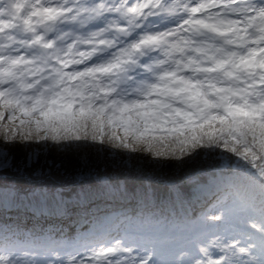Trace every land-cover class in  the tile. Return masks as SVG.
<instances>
[{"label": "snow or ice", "instance_id": "6c2138e0", "mask_svg": "<svg viewBox=\"0 0 264 264\" xmlns=\"http://www.w3.org/2000/svg\"><path fill=\"white\" fill-rule=\"evenodd\" d=\"M88 141L158 166H206L208 177L191 194L168 186L179 217H96L75 238L9 221L11 209L84 220L109 197L151 203L150 185L137 192L87 169L66 191L45 179L62 163L15 154ZM9 171L28 186H0V264H264V0H0V173Z\"/></svg>", "mask_w": 264, "mask_h": 264}, {"label": "trees", "instance_id": "16d2710c", "mask_svg": "<svg viewBox=\"0 0 264 264\" xmlns=\"http://www.w3.org/2000/svg\"><path fill=\"white\" fill-rule=\"evenodd\" d=\"M43 143V142H41ZM45 148L41 145L39 161L42 164L45 159L62 163V166L52 168L50 171L45 167V179L48 183L63 187L66 191L72 190L77 186L76 177L81 170H90L93 173L99 172L101 175H110L126 181L130 189L137 192L144 185H150V191L155 192L156 196L152 198L150 204L145 206L139 199L129 198H107L98 200L92 205L90 213L84 220H81L79 213H73L72 217L52 215L45 212L33 215L31 211L17 213L11 209L8 213L9 221L18 223L24 231H35L38 234L51 228H62L65 238L78 237L80 233H87L96 217H118L122 214L135 215L144 211H163L168 214L174 212L179 217L184 208L179 204H173L167 197V189L171 183H178L183 191L191 194L193 192V181L200 179L206 180L208 172L206 166L195 165L188 168H179L174 166H158L154 163L155 158L146 152L130 153L123 149H117L109 144H99L88 141L84 147L74 149L66 153H60L58 146L51 144ZM35 144V143H34ZM21 144L15 149L17 157L22 158L26 152L32 150ZM175 164V161L170 162ZM39 181H32L38 183ZM23 184L25 187L28 183L22 181L13 172L0 173V186L2 185ZM195 201V197H191ZM193 211H199V205L194 204L189 208V214ZM114 212V213H113Z\"/></svg>", "mask_w": 264, "mask_h": 264}, {"label": "rangeland", "instance_id": "374dc122", "mask_svg": "<svg viewBox=\"0 0 264 264\" xmlns=\"http://www.w3.org/2000/svg\"><path fill=\"white\" fill-rule=\"evenodd\" d=\"M7 118V117H6ZM43 143H35V144H33V149L32 150H30V151H35V152H38L39 154H40V151H41V145H42ZM50 144V143H49ZM52 144V143H51Z\"/></svg>", "mask_w": 264, "mask_h": 264}]
</instances>
